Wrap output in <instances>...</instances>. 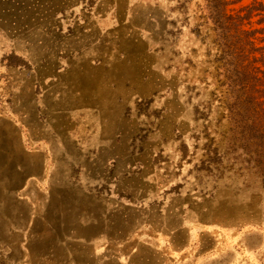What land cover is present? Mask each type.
<instances>
[{"label":"rangeland","instance_id":"374dc122","mask_svg":"<svg viewBox=\"0 0 264 264\" xmlns=\"http://www.w3.org/2000/svg\"><path fill=\"white\" fill-rule=\"evenodd\" d=\"M226 2L264 78V0ZM208 5L0 0V264H264V144Z\"/></svg>","mask_w":264,"mask_h":264},{"label":"trees","instance_id":"16d2710c","mask_svg":"<svg viewBox=\"0 0 264 264\" xmlns=\"http://www.w3.org/2000/svg\"><path fill=\"white\" fill-rule=\"evenodd\" d=\"M226 4V0H209L208 8L209 15L222 32L224 39L222 67L227 73L225 84L229 96L233 99L228 111L232 112L231 118L234 123L250 132V139L254 138L264 144V78L258 76V70L253 68L251 61L245 59V45L252 44L250 40L244 39L248 33L239 30V33L243 34L239 49L230 42L231 26L228 24V15L224 9Z\"/></svg>","mask_w":264,"mask_h":264},{"label":"crops","instance_id":"0c3cea01","mask_svg":"<svg viewBox=\"0 0 264 264\" xmlns=\"http://www.w3.org/2000/svg\"><path fill=\"white\" fill-rule=\"evenodd\" d=\"M104 63H100L98 66H93L94 68V76H96L95 79V84L96 87L95 89L97 90H109L111 93H113V88H112V82L114 79L118 80L116 77V74H114L110 69H108L107 67L104 66ZM93 77V74L91 75V78ZM82 103V102H80ZM101 140V139H100ZM100 140H96L97 142L95 144H98L100 142ZM121 141V139L119 140ZM107 143V144H105ZM111 142L104 139L101 140L99 145L105 146L104 149L105 151H107V145H110ZM102 147H99V151H101ZM109 152V151H108ZM117 152V150H116ZM102 153V156H97L96 160L103 162L104 160H107L108 158L104 155H107L105 152H99ZM97 153V154H99ZM111 153V152H109Z\"/></svg>","mask_w":264,"mask_h":264}]
</instances>
